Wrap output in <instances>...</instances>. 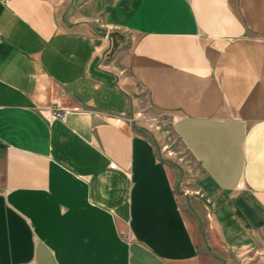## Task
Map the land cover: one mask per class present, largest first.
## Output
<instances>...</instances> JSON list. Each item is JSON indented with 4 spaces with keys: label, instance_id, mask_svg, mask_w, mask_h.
Returning <instances> with one entry per match:
<instances>
[{
    "label": "crops",
    "instance_id": "1",
    "mask_svg": "<svg viewBox=\"0 0 264 264\" xmlns=\"http://www.w3.org/2000/svg\"><path fill=\"white\" fill-rule=\"evenodd\" d=\"M142 103L200 163L210 226L126 120ZM263 233L264 0H0V264H233Z\"/></svg>",
    "mask_w": 264,
    "mask_h": 264
},
{
    "label": "rangeland",
    "instance_id": "2",
    "mask_svg": "<svg viewBox=\"0 0 264 264\" xmlns=\"http://www.w3.org/2000/svg\"><path fill=\"white\" fill-rule=\"evenodd\" d=\"M142 105L141 110L136 111V113H127L126 116L139 117L134 121V124L143 123L145 127L150 129L157 142L161 157L171 161L179 168V173L181 174L178 182V191L182 195L185 193L189 194L191 207L194 205L193 201H200L199 203L198 201L195 202V207L199 211L197 213L200 215V224L204 225V228L206 225L210 226L216 204L214 193L210 192L207 188L208 186L205 185L207 181L200 163L182 144L179 136L175 133L172 125L173 120L143 103ZM154 117L156 118L153 119ZM206 198H210L212 203H209ZM262 235L263 237L256 238L248 246L246 245V247L234 251L236 262L233 264H256L257 251L260 249L258 242L262 245L264 244V233Z\"/></svg>",
    "mask_w": 264,
    "mask_h": 264
},
{
    "label": "built area",
    "instance_id": "3",
    "mask_svg": "<svg viewBox=\"0 0 264 264\" xmlns=\"http://www.w3.org/2000/svg\"><path fill=\"white\" fill-rule=\"evenodd\" d=\"M97 21H99L100 22V19L99 18H97L96 19ZM52 105H49V106H47V107H45V108H48V109H52V114L54 115V116H56V117H60V118H64L65 117V114H66V110H67V108L65 107V106H61L60 105V102H59V100H58V98L57 97H53V99H52ZM53 104L55 105V104H58L59 105V107H56V108H54L53 107ZM137 118H139V117H136V116H131V117H127L126 116V120L128 121V122H130V123H134V121L137 119ZM156 117H154L153 119H155ZM207 199V201L209 202V203H212V201H211V199L210 198H206ZM209 208H210V206H208ZM22 264H30V263H22Z\"/></svg>",
    "mask_w": 264,
    "mask_h": 264
},
{
    "label": "trees",
    "instance_id": "4",
    "mask_svg": "<svg viewBox=\"0 0 264 264\" xmlns=\"http://www.w3.org/2000/svg\"><path fill=\"white\" fill-rule=\"evenodd\" d=\"M162 159H164V158H162ZM165 161H168V162H171V161H169V160H167V159H164ZM172 163V162H171Z\"/></svg>",
    "mask_w": 264,
    "mask_h": 264
}]
</instances>
